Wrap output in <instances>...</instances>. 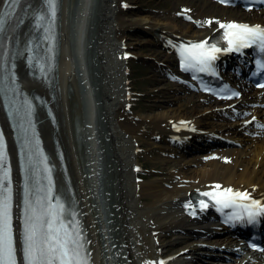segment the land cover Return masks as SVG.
<instances>
[{"label": "bare ground", "instance_id": "6f19581e", "mask_svg": "<svg viewBox=\"0 0 264 264\" xmlns=\"http://www.w3.org/2000/svg\"><path fill=\"white\" fill-rule=\"evenodd\" d=\"M58 1L60 47L57 70L46 83L30 77L21 62L19 72L23 88L29 93L45 97L56 113L57 125L54 126L47 118L45 107L37 109L39 120L42 121L40 131L43 133L45 147L58 167V192L67 201L68 216L78 218L84 224L88 238L86 247L94 252L90 257L92 263L126 264L127 255L131 262L129 264H172L175 261L170 257H177L176 261L180 262L178 264H264V253L252 254L255 259L250 261L234 257V263L208 262L213 258L201 254L187 261L179 258L181 255L186 257L197 253V249L191 247L192 243H209L211 235L225 229L213 217L197 210L194 203L197 199H207L215 205L218 200L223 201L225 198L205 196L203 193L216 194L223 193L225 189H233L234 192L247 191L264 200V130L257 128L258 123H264V90L253 93L250 87L241 84V99L217 104L212 97L191 91L188 88L191 82L185 80V85H178L183 87L186 95L177 98L180 103L176 100V106H168L158 114L131 116L128 106L132 92L125 83L129 77L124 71L129 64L126 55L131 54V59L139 56L133 51L134 46L128 43L126 32L135 31L147 35L148 38L138 41L162 50L146 48L141 56L156 59L166 68L165 73L168 71L173 77L179 75V79L184 80L177 66L173 68L177 62L175 50L179 45L191 46L205 40L210 42L222 30L221 25L230 22L241 20L264 26V11L248 13L236 8H225L212 0H160L157 6L161 8L162 4H169L170 16L162 18L151 15L128 19L127 12L137 9L141 4H156V0ZM4 3L5 0H0V14ZM27 5L32 7L33 13L45 10V0L22 1L18 16L12 18L5 34L0 36V63L4 50L8 48L12 52L19 37V42L25 40V37L22 38L27 26L35 20L33 17L17 29V21L21 19ZM96 22L98 58L103 71L102 116L107 125L106 134L114 157V164L109 167L112 172H109L105 157L94 144L95 139L101 140L95 134L96 127L99 130L95 123H99V120H95L94 116L96 109L98 113L97 102H101L92 94L91 98L94 96V99L91 106L85 105L81 92L83 87L90 85L88 70L83 67V57L72 55L70 49L72 29L77 25L82 28V31L75 28V36L80 32L84 34V26H87V33H90ZM82 34L75 39L77 45L80 43V52L85 51L81 46L84 44ZM29 35L36 38L40 53L46 54V43L41 35L33 30L29 31ZM90 38L87 37V43L91 42ZM153 73L147 77L148 81H156ZM161 91V87L146 91L142 94L143 99L149 100ZM0 115L12 154L11 167L17 201V240L20 247L21 174L17 149L1 99ZM205 117L219 121L207 122ZM77 128L82 137L80 142ZM194 133L208 137L218 133L220 137H230L240 143L242 148L218 149L201 158L198 156L190 159L185 152H195L192 149L197 150V147L173 148L169 151V157L181 159L183 165L180 164L179 168L172 164L178 159L168 161L171 162L170 168L175 169L171 179L166 182H138L135 167L139 164L135 162L138 160V145L146 144L144 137L160 139L165 143L170 139L179 141L177 138H180L185 146L186 137ZM57 148L65 156L62 161L57 156ZM65 165L67 173L62 169ZM216 185L220 187L216 188ZM187 240L195 241L187 245L188 242L184 243ZM221 240L213 239L209 244L215 245ZM165 249H168L167 254ZM216 255L220 256V253Z\"/></svg>", "mask_w": 264, "mask_h": 264}, {"label": "snow or ice", "instance_id": "6c2138e0", "mask_svg": "<svg viewBox=\"0 0 264 264\" xmlns=\"http://www.w3.org/2000/svg\"><path fill=\"white\" fill-rule=\"evenodd\" d=\"M47 2L54 18L57 0H47ZM221 27L240 30L226 33L229 37L227 50L239 51L242 47L256 43L259 50L264 53V29L259 26L237 24L221 25ZM4 31L5 20L0 18V34ZM220 51L215 43L208 44L205 40L184 49L181 55L184 57L185 68L191 69L199 65L198 71H206L212 67L211 61L216 59L215 53ZM184 53L187 55L185 56ZM259 67L264 69V64H260ZM260 86L264 87V84ZM261 127L264 128V125ZM5 161V143L3 135L0 134V170L4 171V176L0 177V264H17L16 239L12 227V189L11 182L7 178ZM49 183L51 185V181ZM215 187L219 188L220 185ZM203 195L223 196L225 199L218 200L217 203L222 202L224 207H244L249 223H256L257 216L264 215V205L252 199L247 191L234 192L233 189H225L223 193H203ZM53 199L56 200L55 204L52 203ZM235 199L250 200L251 203L236 205ZM65 218V205L60 202L59 197L53 196L51 187L48 188L45 197L35 203L25 196L23 235L20 241L24 264H90V253L85 247L83 230L79 222L69 221L66 224ZM236 218L241 219L239 213L236 214Z\"/></svg>", "mask_w": 264, "mask_h": 264}, {"label": "rangeland", "instance_id": "374dc122", "mask_svg": "<svg viewBox=\"0 0 264 264\" xmlns=\"http://www.w3.org/2000/svg\"><path fill=\"white\" fill-rule=\"evenodd\" d=\"M163 1V0H162ZM160 2V0H156V4L151 3L150 5L146 4H141L137 9L135 10H130L129 12L126 13V16L128 19L132 18H138V17H147V16H161L162 18L170 16L172 13L170 12L169 4H162L161 8L157 6V4ZM129 10V9H128ZM184 20V19H183ZM186 20V19H185ZM76 26V25H75ZM76 28V27H75ZM72 29V37H71V44H70V49L72 52V55L78 56V51L79 47L75 43V32L76 29ZM97 31H98V24L97 22L92 26L90 33H88L89 38L91 42L87 43V54H86V61H87V70L90 75V79L92 81V90L91 91L95 96L97 101L99 100L101 104L97 102L99 105L98 108V120L99 123L97 122L98 125V138H101L99 141L100 144V149L102 151L103 156L105 157V164L107 165V168L109 172H112L109 167L114 164V157L112 156V149L110 147V139L107 136L106 128L107 125L105 123L104 117L102 116L103 114V105H102V78H103V71L100 66V61L98 58V45H97ZM126 37L128 40V43L133 45V51L135 53L139 54L138 57L133 58L131 60L128 59L129 64H127L124 68L125 74L129 77V80H126L125 83L127 87L131 90V95L129 96V106H128V112L130 113L131 116H146V115H152V114H158L162 111L165 110L168 106L174 107L176 106V100L177 98H180L186 93L183 90L182 86H179L178 83L169 80L165 76V69L163 64L158 62L154 58H145L142 57L144 51L146 48L152 49L155 48V50H162L161 48L159 49L158 47H152L151 45H148L146 43H140L138 39H146L148 38L147 35L141 34V33H135V31H132L130 33L126 32ZM77 45V46H76ZM159 63V64H158ZM176 65L173 66L175 68ZM155 72V73H153ZM149 73V74H148ZM151 73L155 74L156 81L154 80H149L147 78L148 76L151 75ZM148 74V75H147ZM168 83L172 84L171 86L168 85ZM162 88V91L159 92L157 96H152L151 99H143V93L148 92L150 90H153L155 88ZM168 93V95H166ZM82 97L84 99V103L87 107H89V95L88 92L85 91L82 88ZM85 97H88L86 99ZM174 102V103H173ZM180 103V101L178 100ZM145 105L147 107L145 108ZM165 106V107H164ZM206 119L207 122H218L217 119H211L210 117L204 118ZM145 143L144 145L139 144L138 149H137V155L138 157L137 161L135 163H138L139 165L136 166V174H137V180L138 182H147V181H162L166 182L167 179H171L173 172L175 169L170 168L171 162H168L171 159H178L176 160L175 163H172L176 166L179 167V165H183V163L180 161L181 159L179 158H171L169 157V151L170 149L173 150V147L171 145L165 143L164 141L160 139H154L152 137H144ZM154 143V145H152ZM140 146V147H139ZM242 148V146H240ZM197 155H192L189 157L194 158ZM198 157V156H197ZM196 157V158H197ZM200 157V156H199ZM201 158V157H200ZM155 166L157 169H155ZM181 168V167H179ZM195 240H187L184 243H187V245H190V242H194ZM182 243V244H184ZM199 242H194L192 243L191 247H194L197 249V251H203L200 250L198 247ZM180 244V245H182ZM179 245V246H180ZM175 246V245H174ZM183 246V245H182ZM176 247V246H175ZM166 250L165 249V254ZM210 250V249H209ZM210 255L211 254H216V252L210 250ZM184 255L179 256V258L182 259V261H187L191 257H194L193 254L190 256L183 257ZM174 259V261L178 264L180 262H177L178 260L177 257H170ZM173 262V263H175ZM216 262V261H213ZM172 263V264H173ZM234 263V262H233ZM237 264V263H236Z\"/></svg>", "mask_w": 264, "mask_h": 264}]
</instances>
